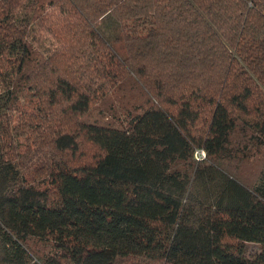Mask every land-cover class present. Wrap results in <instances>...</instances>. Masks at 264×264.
Masks as SVG:
<instances>
[{"label": "trees", "instance_id": "16d2710c", "mask_svg": "<svg viewBox=\"0 0 264 264\" xmlns=\"http://www.w3.org/2000/svg\"><path fill=\"white\" fill-rule=\"evenodd\" d=\"M5 77L0 264H264V0H0Z\"/></svg>", "mask_w": 264, "mask_h": 264}, {"label": "rangeland", "instance_id": "374dc122", "mask_svg": "<svg viewBox=\"0 0 264 264\" xmlns=\"http://www.w3.org/2000/svg\"><path fill=\"white\" fill-rule=\"evenodd\" d=\"M98 29L101 30L104 35L108 38V41L110 42L112 48L115 50V52L119 56H123L125 54V48L123 42L121 40H116V37H119L120 35V26L117 21H115L114 17L110 14L105 15L104 18L101 19ZM6 78V77H5ZM8 77L6 80L0 82V94L4 91L6 88ZM258 246L255 243H247L246 244V253L248 255L252 254L257 250Z\"/></svg>", "mask_w": 264, "mask_h": 264}, {"label": "built area", "instance_id": "2783aa9c", "mask_svg": "<svg viewBox=\"0 0 264 264\" xmlns=\"http://www.w3.org/2000/svg\"><path fill=\"white\" fill-rule=\"evenodd\" d=\"M195 157H196L197 159H201V158H203V157H204V152H203L201 149H197V150L195 151Z\"/></svg>", "mask_w": 264, "mask_h": 264}]
</instances>
